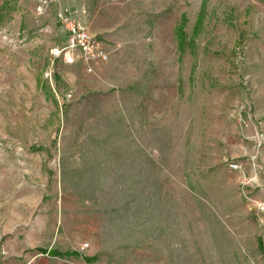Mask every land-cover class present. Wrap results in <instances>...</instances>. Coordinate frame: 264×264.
Segmentation results:
<instances>
[{"label": "rangeland", "instance_id": "1", "mask_svg": "<svg viewBox=\"0 0 264 264\" xmlns=\"http://www.w3.org/2000/svg\"><path fill=\"white\" fill-rule=\"evenodd\" d=\"M0 264H264V0H0Z\"/></svg>", "mask_w": 264, "mask_h": 264}, {"label": "built area", "instance_id": "2", "mask_svg": "<svg viewBox=\"0 0 264 264\" xmlns=\"http://www.w3.org/2000/svg\"><path fill=\"white\" fill-rule=\"evenodd\" d=\"M77 14L69 10L57 14V22L66 32V43L63 48H55L54 51L57 55L62 54L66 62H84L91 71L92 66L108 62L109 54L103 50L102 42L89 34L77 19ZM229 168L235 170L238 164L231 163Z\"/></svg>", "mask_w": 264, "mask_h": 264}, {"label": "trees", "instance_id": "3", "mask_svg": "<svg viewBox=\"0 0 264 264\" xmlns=\"http://www.w3.org/2000/svg\"><path fill=\"white\" fill-rule=\"evenodd\" d=\"M183 19V18H182ZM176 32L178 33V36L180 37V42H181V40H182V29H181V27H179V28H177L176 29Z\"/></svg>", "mask_w": 264, "mask_h": 264}]
</instances>
